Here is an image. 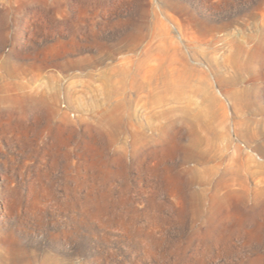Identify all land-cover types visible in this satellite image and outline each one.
<instances>
[{"label":"rangeland","instance_id":"374dc122","mask_svg":"<svg viewBox=\"0 0 264 264\" xmlns=\"http://www.w3.org/2000/svg\"><path fill=\"white\" fill-rule=\"evenodd\" d=\"M0 264H264V0H0Z\"/></svg>","mask_w":264,"mask_h":264}]
</instances>
